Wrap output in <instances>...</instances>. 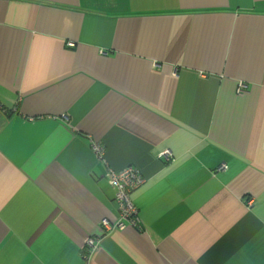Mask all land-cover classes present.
<instances>
[{
  "label": "crops",
  "instance_id": "crops-1",
  "mask_svg": "<svg viewBox=\"0 0 264 264\" xmlns=\"http://www.w3.org/2000/svg\"><path fill=\"white\" fill-rule=\"evenodd\" d=\"M0 264H264V0H0Z\"/></svg>",
  "mask_w": 264,
  "mask_h": 264
},
{
  "label": "built area",
  "instance_id": "built-area-1",
  "mask_svg": "<svg viewBox=\"0 0 264 264\" xmlns=\"http://www.w3.org/2000/svg\"><path fill=\"white\" fill-rule=\"evenodd\" d=\"M246 88L247 85L244 82H238L237 93L243 94L246 92ZM93 151L99 158L102 157L103 150L99 144L93 145ZM162 155L167 159H172V154L169 150H165ZM225 168L226 166L223 164L218 170H224ZM105 175L109 184L115 189L118 217L114 222L104 219L101 225L107 230L113 227L118 229L126 227L140 228L141 220L138 210L130 197L131 192L138 189L144 182L139 169L134 166H127L120 170L108 168ZM87 243L92 245L93 240L89 239Z\"/></svg>",
  "mask_w": 264,
  "mask_h": 264
},
{
  "label": "trees",
  "instance_id": "trees-1",
  "mask_svg": "<svg viewBox=\"0 0 264 264\" xmlns=\"http://www.w3.org/2000/svg\"><path fill=\"white\" fill-rule=\"evenodd\" d=\"M132 192H133V191H132ZM132 192H131V193H132ZM130 197H131V194H130Z\"/></svg>",
  "mask_w": 264,
  "mask_h": 264
}]
</instances>
